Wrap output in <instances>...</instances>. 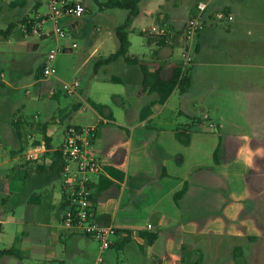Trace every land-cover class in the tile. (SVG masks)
I'll return each instance as SVG.
<instances>
[{"label": "crops", "instance_id": "crops-1", "mask_svg": "<svg viewBox=\"0 0 264 264\" xmlns=\"http://www.w3.org/2000/svg\"><path fill=\"white\" fill-rule=\"evenodd\" d=\"M201 2L208 6V25L196 39L190 87L184 94L175 89L161 104L158 93L145 87L144 72L168 78L181 64V50L149 29L182 28ZM32 3L0 0V252L17 248L23 255H4L0 264L91 263L96 241L61 225L66 203L52 149L58 120L50 113L28 114L31 93L19 96L27 72L18 69L8 78L4 70L13 56L39 48L17 22L34 14L27 13ZM221 11L234 20L218 24ZM90 15L88 10L79 28L70 30L73 37H89ZM128 32L129 60L102 64L115 46L100 61L119 73L104 80L121 86L113 95L118 110L104 101L78 109L94 110L95 122L77 126L98 127L93 153L105 162L92 187L96 222L117 230L106 262L246 264L243 247L264 238V0H143ZM108 43L111 38L101 36L89 58ZM41 70L31 64L36 84L42 83ZM60 95L50 90L52 98ZM76 96L82 99L79 91ZM29 135L37 139L36 160L27 159Z\"/></svg>", "mask_w": 264, "mask_h": 264}, {"label": "built area", "instance_id": "built-area-1", "mask_svg": "<svg viewBox=\"0 0 264 264\" xmlns=\"http://www.w3.org/2000/svg\"><path fill=\"white\" fill-rule=\"evenodd\" d=\"M207 7L206 3H199L197 13L178 30L171 29L165 24L149 29V35L164 44L170 46L178 44L180 47L181 64L178 67L180 79L189 73L193 65L197 36L208 25ZM46 8V13L28 17L19 25L20 32L25 37H36L40 40L51 38L55 41L54 47L46 55L40 82H47L56 77L55 63L59 54L78 48L76 42L65 46L62 41L70 37V30L79 28L80 21L88 12L83 0H46ZM215 20L218 24H224L233 21L234 18L231 14L221 11L216 14ZM80 87L81 83L78 80L63 83L64 91L71 96L76 95ZM27 93L30 94L29 91ZM35 119L38 120L39 116L36 115ZM51 122L54 123L53 120ZM209 127L216 129L212 123ZM97 131V126L68 125L58 135V144L52 149L59 154L62 161L60 182L66 208L61 225L69 233L89 237L98 243V256L90 264H108L104 254L113 246L117 230L113 225H102L95 219L96 206L92 186L94 180L105 173V162L95 157L93 153L98 140ZM27 141L32 147L37 139L34 135H29ZM32 151L33 147L27 154L29 160L35 159ZM148 228L151 229L152 226L149 225Z\"/></svg>", "mask_w": 264, "mask_h": 264}, {"label": "rangeland", "instance_id": "rangeland-1", "mask_svg": "<svg viewBox=\"0 0 264 264\" xmlns=\"http://www.w3.org/2000/svg\"><path fill=\"white\" fill-rule=\"evenodd\" d=\"M100 1L103 2L105 0ZM152 1L156 3V0ZM188 1L192 2L195 0ZM31 2H33L32 6L27 8V13L34 12L32 16L37 14L36 11L38 10L40 14L46 13V0H42L43 3L39 9H36L37 0H31ZM83 2L86 4L88 10L91 11L89 19L91 21L90 27L92 32L89 33V37L84 35L73 37L70 35L68 39L62 41V44L65 46H70L73 42H76L78 48L58 55L55 63L57 70L56 77L49 79L47 82L36 84L35 72L32 74L28 73L30 72L31 64H34L35 70L40 67L42 68L47 53L55 45L54 39L51 38L44 41L36 37L30 38L29 41H36L39 43L37 52L35 54L25 53L20 56H13L4 68L8 78L18 69L27 72L25 75L26 80L22 83V86L25 85V87L20 90L19 96L24 100L26 98V91H30V97L33 99V102L27 110L28 114L50 113V116L55 115L56 119L54 121L58 120V123L55 125L59 130L54 136L55 145L58 144V135L62 133L68 125H87L96 121V115L92 108H88L87 111L79 112L78 109H80V107L82 108L85 102L90 104L97 103V101H104V105L112 108L114 111H117L119 108L116 98H113V95L118 93L121 86L104 81L106 77L119 75V73H117L114 65H101L100 61L108 57L113 49H115V46H119V41L115 35V29L125 21L127 12L119 9H101L92 0H83ZM181 8L184 10L187 9L186 1L182 2ZM245 12L244 10L243 13ZM241 16L237 17L238 22L242 19ZM18 21L21 23L22 19H18L17 22ZM92 26L100 29V31H93ZM101 36L110 37L111 44H105L100 48L95 57L89 58L91 52L98 46V41ZM90 39L94 41L93 46H90L88 43ZM75 79L81 82L79 93L82 95V99L78 98L76 95H68L63 89V83H71ZM52 89L60 90L61 95L58 98H52L50 96V90ZM92 243L93 251L98 243L93 241ZM237 244L241 245L242 243L239 241ZM243 253H246V256H244V258L247 259L246 264H264V238H262L260 242H256L249 246L248 249L243 247ZM13 264H21V261H15ZM24 264H28V262L25 260ZM55 264L59 263L55 262ZM82 264L90 263L82 261Z\"/></svg>", "mask_w": 264, "mask_h": 264}, {"label": "trees", "instance_id": "trees-1", "mask_svg": "<svg viewBox=\"0 0 264 264\" xmlns=\"http://www.w3.org/2000/svg\"><path fill=\"white\" fill-rule=\"evenodd\" d=\"M96 3L101 9H119L127 12V16L125 21L116 27L115 35L119 41L118 50L110 55L108 58L101 61L102 64H110L121 58L125 60H129L128 53L130 49V41H129V28L131 27L134 19L140 14V3L143 0H105L101 2L100 0H92ZM42 5V0H37L36 9ZM26 19V18H25ZM23 19L22 21H24ZM16 27V24L11 25L10 29ZM42 71V70H41ZM181 73L179 69H176L174 72L170 74L168 78H162L159 72L155 74H148L144 72V85L145 87L149 86L151 91L158 93L159 95V103L163 104L167 101L170 95L173 93L175 89H179L180 93L184 94L188 91L190 87V77L189 73L180 79ZM116 82V80H113ZM93 106L97 110H101L102 106L93 104ZM48 142L50 140L48 139ZM56 164L60 165V170L62 167V161L59 154L56 153ZM186 188L181 192L180 195H177V198L180 197ZM2 232V225L0 224V233ZM4 255L15 256L19 259L23 258L20 250L17 248H12L9 250H4L0 252V257Z\"/></svg>", "mask_w": 264, "mask_h": 264}]
</instances>
